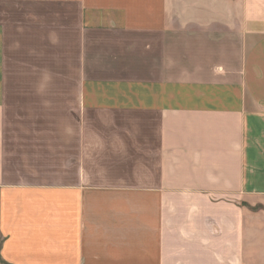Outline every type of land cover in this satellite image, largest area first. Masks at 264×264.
Wrapping results in <instances>:
<instances>
[{
	"label": "crops",
	"instance_id": "obj_1",
	"mask_svg": "<svg viewBox=\"0 0 264 264\" xmlns=\"http://www.w3.org/2000/svg\"><path fill=\"white\" fill-rule=\"evenodd\" d=\"M10 80L62 163L13 161ZM254 206L264 0H0V264H264Z\"/></svg>",
	"mask_w": 264,
	"mask_h": 264
},
{
	"label": "rangeland",
	"instance_id": "obj_2",
	"mask_svg": "<svg viewBox=\"0 0 264 264\" xmlns=\"http://www.w3.org/2000/svg\"><path fill=\"white\" fill-rule=\"evenodd\" d=\"M9 84L7 101V138L13 161H15L16 158L18 160L19 158L24 157L25 159H29L32 163L35 162L45 165L48 162L55 160L52 159L54 156L53 150H55L57 163L60 161L62 163L64 147L63 138H31V136H33L31 134L35 133H32L31 131L51 129V126L49 125L51 123H48L50 121L44 119V116H46L48 111H43L40 108L46 107L48 100L59 102L63 96H46L41 94L42 89L37 88V84H33L32 80H29L27 84L29 86H35L34 90L36 93L34 94L22 93L25 85L24 87L18 88L16 83L12 80H10ZM30 92L34 91L30 90ZM64 99L65 102H73L74 95L71 94L70 96H65ZM61 110L57 109L56 113L59 114ZM34 135L36 136V134ZM88 154L89 165L96 167L97 162H100L101 159L96 158L97 153L95 149L89 146ZM252 209L256 211L258 209H264V207L254 206Z\"/></svg>",
	"mask_w": 264,
	"mask_h": 264
}]
</instances>
